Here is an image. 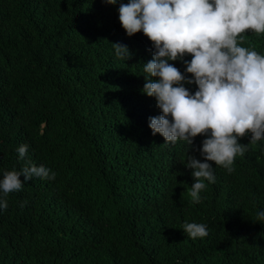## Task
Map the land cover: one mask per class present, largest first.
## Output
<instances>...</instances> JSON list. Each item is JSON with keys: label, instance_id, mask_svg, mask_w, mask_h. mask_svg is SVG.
Instances as JSON below:
<instances>
[{"label": "trees", "instance_id": "obj_1", "mask_svg": "<svg viewBox=\"0 0 264 264\" xmlns=\"http://www.w3.org/2000/svg\"><path fill=\"white\" fill-rule=\"evenodd\" d=\"M128 2L0 0V179L28 160L56 173L0 191V264H264V138H241L234 170L213 165L193 202L187 144L149 127L161 115L142 94L154 46L122 28ZM242 46L264 54V34L244 33ZM185 223L209 234L193 239Z\"/></svg>", "mask_w": 264, "mask_h": 264}, {"label": "clouds", "instance_id": "obj_2", "mask_svg": "<svg viewBox=\"0 0 264 264\" xmlns=\"http://www.w3.org/2000/svg\"><path fill=\"white\" fill-rule=\"evenodd\" d=\"M118 16L128 37L142 32L154 46L153 59L142 64V94L155 98L161 115L149 117V127L165 143L187 144L185 167L194 180L189 195L199 203L205 181L215 182L213 165L232 172L236 156L249 147L238 141L249 134V144L264 138V54L242 46L244 33L264 34V0H129L120 3ZM111 45L118 59L132 58L128 46ZM177 60L186 74L169 63ZM198 136L205 137L199 148L194 144ZM27 150L26 144L17 149L20 159ZM190 151H199L203 162ZM55 176L28 160L21 170L3 173L0 191L6 197L33 177ZM7 207L0 199V208ZM257 216L264 220V211ZM183 229L193 239L209 234L205 224L185 223Z\"/></svg>", "mask_w": 264, "mask_h": 264}]
</instances>
